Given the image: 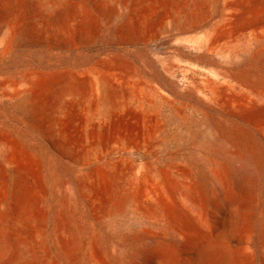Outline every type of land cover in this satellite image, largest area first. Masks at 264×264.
I'll use <instances>...</instances> for the list:
<instances>
[{"label":"bare ground","instance_id":"obj_1","mask_svg":"<svg viewBox=\"0 0 264 264\" xmlns=\"http://www.w3.org/2000/svg\"><path fill=\"white\" fill-rule=\"evenodd\" d=\"M134 1L138 5L145 0L121 3L132 19L135 11L128 3ZM156 1L166 7L164 15L171 3L179 7L178 0ZM254 1L225 0L221 23L200 36L214 49L247 27L252 32L233 76L246 89L231 84L214 89L218 108L239 120V126L213 125L202 110L197 118L189 117L176 102L167 101L168 120L156 104L135 103L134 127L128 129L119 117L127 111L119 114L118 104L107 118L84 112L98 106L101 98L100 63L75 73L73 83L63 89L64 115L50 128L87 168L79 183L90 214L81 216L74 198L64 195L56 204L48 252L42 253L29 240L28 234L37 231L42 242V218L30 187L23 184L24 172H33L39 191L46 190L45 158L5 144L0 158L18 191V218L12 229L5 227L15 208L10 212L3 208L7 195H0V264H264V217L258 233L255 200L264 163V9L250 10ZM43 9L48 10L45 19L32 28L43 38L62 43L85 38L101 14L86 5L60 2ZM0 11L5 15L8 7L1 6ZM19 19L1 18L0 34L4 29L9 33L0 41L3 52L16 46L27 51L37 48L29 23ZM143 20L151 25L148 15ZM51 90V81L34 71L24 89L9 94L8 104L27 130H37L39 114L58 110L49 101ZM72 107L82 111L73 132ZM130 149H144V161L107 157ZM108 228L131 245L122 260L106 243Z\"/></svg>","mask_w":264,"mask_h":264},{"label":"rangeland","instance_id":"obj_2","mask_svg":"<svg viewBox=\"0 0 264 264\" xmlns=\"http://www.w3.org/2000/svg\"><path fill=\"white\" fill-rule=\"evenodd\" d=\"M122 1L0 0V7H8L5 15L0 11V21L3 16L26 20L37 44V48L32 51L16 46L3 52V44L0 42V154L9 142L10 147L30 149L41 153L45 158L48 180L46 190L39 191L38 178L33 172L23 174V184L30 187L36 212L42 218V242L40 243L37 231L28 236L30 242L37 244L42 253L51 249L50 235L56 204L64 195L74 198L81 216L90 214L89 206L81 196L79 183L87 168L79 164L74 150L65 149L58 140L57 133L50 128V125H58L64 115L60 110L67 98L62 96L63 89L73 83L76 72L100 63L103 82L101 98L98 106L84 112L107 118L118 104L119 114L127 111L119 117L123 126L128 129L134 127L136 109L131 108L135 103L156 104L163 111L162 117L168 120L170 111L166 108L167 101L176 102L183 114L189 117L197 118L199 110L206 112L213 125L228 129L240 125V121L229 112L218 108L214 89L215 86L222 88L227 84L246 89L236 84L233 76L239 72L236 64L244 59L252 32L247 27L233 37L225 38L214 49L209 47L205 37H200L209 34L221 23L225 13V0H178L179 7L171 3L169 12L165 15L163 11L166 7L156 0H145L138 5L136 1L129 2L128 6L135 11L133 19L122 8ZM56 2L73 6L86 5L96 14H101L95 17L97 23L87 32L86 37L79 41L62 43L54 37L43 38L39 30L32 28L33 24L45 19L43 17L48 11L43 9L45 6L51 7ZM252 4V11L264 9V0H257ZM246 10L248 11L247 7ZM142 15L149 16V27ZM8 36L7 29L2 30L0 41ZM34 71L51 81L49 101L58 110L47 113L48 115L39 114L36 118L37 130L32 132L20 123L8 100L9 94L24 89L27 77ZM90 104L92 102L86 105ZM71 111L70 131L73 132L76 131L75 122L79 120L82 111L80 107H72ZM184 153L189 154L188 151ZM122 155L135 159L137 164L142 163L146 157L144 149L117 150L107 157L118 158ZM11 174L0 158V195H7L3 208L9 209V212L16 206L18 193ZM255 200L259 233L264 217V163ZM16 211L15 208L7 216L5 227L8 230L12 229L18 218ZM105 238L117 260H122L129 254L131 245L125 243L113 230L108 228ZM256 243L259 244V235Z\"/></svg>","mask_w":264,"mask_h":264}]
</instances>
